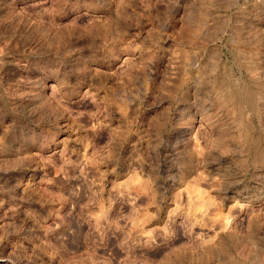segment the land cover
<instances>
[{"label": "rangeland", "instance_id": "374dc122", "mask_svg": "<svg viewBox=\"0 0 264 264\" xmlns=\"http://www.w3.org/2000/svg\"><path fill=\"white\" fill-rule=\"evenodd\" d=\"M0 264H264V0H0Z\"/></svg>", "mask_w": 264, "mask_h": 264}, {"label": "bare ground", "instance_id": "6f19581e", "mask_svg": "<svg viewBox=\"0 0 264 264\" xmlns=\"http://www.w3.org/2000/svg\"><path fill=\"white\" fill-rule=\"evenodd\" d=\"M242 30H243V29H242ZM229 32H230V31H229ZM240 35H241V34H240ZM253 37H254V36H253ZM249 38H250V37H249ZM245 41H246V40H245ZM236 50H237V49H236ZM241 53H242V52H241ZM246 55H247V54H246ZM243 60H244V59H243ZM196 63H197V62H196ZM196 63H194V61H192V65H195V66H196ZM190 64H191V63H190ZM206 64H207V63H206ZM197 65H198V64H197ZM197 67H198V66H197ZM197 67H196V68H197ZM247 67H248V66H247ZM253 70H254V69H253ZM207 71H208V70H207ZM247 71H248V70H247ZM249 71H251V70H249ZM208 72H209V71H208ZM253 72H255V70H254ZM253 72H252V73H253ZM204 74H205V73H204ZM254 75H255V74H254ZM200 79H201V78H200ZM191 82H192V81H191ZM202 82H204V81H202ZM200 84H201V83H200ZM202 84H203V83H202ZM206 84H207V83H206ZM262 87H263V86H262ZM199 88H200V87H199ZM236 89H237V88H236ZM244 89H245V88H244ZM239 91H240V90H239ZM204 92H205V91H204ZM205 93H206V92H205ZM249 95H250V94H249ZM249 95H248V96H249ZM239 96H240V94H239ZM232 98H233V97H232ZM239 98H240V97H239ZM247 99H248V98H247ZM249 99H250V97H249ZM249 99H248V100H249ZM226 100H227V99H226ZM238 102H239V101H238ZM249 102H250V101H249ZM247 103H248V102H247ZM248 104H249V103H248ZM237 112H238V111H237ZM244 130H245V129H244Z\"/></svg>", "mask_w": 264, "mask_h": 264}]
</instances>
